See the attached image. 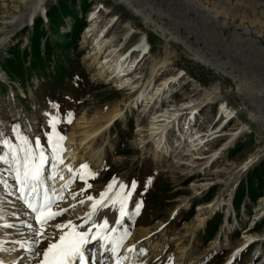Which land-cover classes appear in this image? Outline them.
I'll return each instance as SVG.
<instances>
[{
	"label": "rangeland",
	"instance_id": "obj_1",
	"mask_svg": "<svg viewBox=\"0 0 264 264\" xmlns=\"http://www.w3.org/2000/svg\"><path fill=\"white\" fill-rule=\"evenodd\" d=\"M35 1L36 0H0V22H8L5 26L0 23V41H4L5 44L7 42L5 39L8 35L12 34L14 30H18L20 26H24L18 25L16 22L21 18L22 14L28 11L29 6L27 3L30 2L32 5ZM60 1H67L71 4L72 10L75 11L79 18L85 17L87 22V28L83 31L78 41V52L73 51L70 57L75 64L86 73L90 83L93 85H85L86 87H83L82 90L80 88H74L72 82L69 80H67L68 87H63L61 84H58L55 79L58 76L56 66L59 64L60 57L59 55H55L47 70L48 78H42L44 82L38 84L36 80L32 79L33 89L32 86H29L27 91H24L19 84L15 85V89L12 90L14 91V102L9 97L10 90H7V87L0 83V112L4 120L10 119V112L14 108L20 110L25 106L28 109L29 106L31 107L33 101L42 108L43 114L47 116L49 120L51 116H57L58 108L60 107L59 103H56L52 99L61 98L64 100V103L66 102L67 106L73 107H78L76 103L84 102V104L79 105V109H77L76 115L71 123L67 121L64 123L61 120H59V122L54 121L55 131H53L49 125V121H47V124H44L42 128L48 145V134H51L53 141L58 140L57 134L66 137L65 140L60 141V144L66 149V144L69 140L68 135L72 132L81 117L86 116L87 118H91L100 111L111 109L115 104L121 105L122 115L117 118L119 121L116 120L117 122L115 121L113 123L110 132L106 133L105 136L99 140V145L102 146L108 141L110 142L107 144V151L104 153L105 161L103 165L97 170L94 169L95 167L93 165L94 168L89 166L88 169H81V165L79 166L80 174H84V170L87 172L85 176L87 183L77 178L71 185L69 191L66 192L68 202H73L71 197L75 194V196H78L80 199L85 198V202L82 205L86 208L89 204L87 197L92 196L98 200L100 194L105 192L108 180L119 178L126 183H130L132 179L138 178L140 174L144 175L155 171L158 174L157 178H159L154 187L155 193L152 190L148 195L147 201L146 194L139 197L134 196L131 201L130 214H133L132 219L126 220V225L132 228L131 232L133 233L141 230L153 231L154 241L153 237H151L148 245L151 246L153 243L163 245L167 248L166 252L157 259H160L162 264H177L180 250L176 236H181L179 233H184V227L193 223L198 218L197 215L202 206H207L219 200L221 207H217V210L213 213L209 212L204 228H202L192 243L187 242V244L188 247H196L192 260L196 257H200L201 259L197 264H208L213 259V256L217 255L216 252H212L213 254L209 253V249L211 244L218 241L216 240L210 244H205L203 241H205V237H208L209 223H207V221L220 209V212L226 213V220L224 221L219 235L220 237L218 238L221 246L220 249L225 251L226 254L217 264H226L232 253L245 243L247 236H250L251 232H248L249 235L241 232L242 227L248 229L253 221L264 217V191L262 197H259L257 201H246L247 207L240 212L237 219L235 216L236 212H234L232 207V198L236 191L235 184L239 180L245 178L244 176L248 169H251V171L253 169L258 171L262 165H264V121L261 119L263 111L262 109L256 108L254 103L251 104V102L248 101L249 97L247 95L248 93L257 92L259 87L252 83H247L246 79L240 78L241 74H239V76L233 75L226 72L223 68H215V66L206 64L204 62L205 60L203 61L196 53L190 51L184 43L163 34L161 29H159L162 27L160 24L152 20L148 21L143 14L137 13L138 11L135 10L137 8L135 4H138V0H88L90 8L86 15L80 10V5L84 0H77L76 2H74V0H50L42 7L41 12L34 17V20L36 17L44 15ZM254 3L255 0H226V2L222 1L217 3L216 9L221 13H232L234 11L235 13L238 12L245 16H256L255 13L257 10ZM141 5H146V8L150 7L146 2H142ZM234 6L236 8H234ZM258 6L260 5L258 4ZM91 13L92 15L90 17ZM15 16H18L19 19L12 21ZM72 23L74 24V20L69 19L68 24ZM31 26L32 25H29V27ZM46 26L48 29V22ZM88 31L92 32L89 34ZM102 33H104V36L107 35L109 40L112 41V48L110 51L119 49V54L124 55L127 51L134 49L130 58L127 59V64L130 63L131 65L135 63L134 66L138 62H136V59L140 57L137 51L138 43L142 39V43H144L146 39L148 40L151 49L150 54L143 62L136 66V73L133 75L134 80L137 79L140 85H142V91L150 84L148 88L149 93H151L153 89L157 91L160 88V100H155L156 104L153 103L151 105L152 108L150 107V113L148 115L142 113L145 106L143 103L145 102H143L144 100L140 97H138V101H142L140 104L141 108L138 105L139 102L135 105L129 103V98L132 97L131 94H133L130 88L124 89L125 91H119L121 88L118 90V87H116L115 78L114 81L105 79L100 80L97 78L96 75L99 72L98 68L100 65L92 63L91 55ZM48 34L51 42H62L65 40L64 35L53 38L49 29ZM28 36L27 34H18V38L16 36L10 37L11 39L3 46L1 51L6 52L12 46L18 44V42H23L22 48H26L27 46L30 48V39ZM168 48L173 50L174 56L171 57L168 63H165ZM194 51L197 52V50ZM17 54H19V48H13L8 53V55L11 56ZM103 54L104 53H102L100 63L109 55V51ZM206 56L209 57L208 54L204 55V57ZM140 76H143L142 80H144V82L140 80ZM241 80H246V83L244 86L241 85V87H239L235 82H242ZM164 82H168L167 87H163L165 84ZM33 83L38 86L35 87ZM155 91L153 93H156ZM24 95H30V97L28 96V99H23L25 97L21 100L17 99ZM171 98L173 102L170 101ZM142 104L144 105L143 107ZM154 104L156 106H154ZM57 105L58 108L55 107ZM170 106H172V110L176 109L180 115L182 114L180 117L183 118L186 115H190L189 110H194L191 113L192 117L196 115L195 120H197V122L198 120H203L202 123L198 122L197 126L194 128L195 131L197 130L202 134L205 133L207 136H211L210 139L213 141L206 144L198 153H195V151L188 152L189 148H185V145L179 146L177 143L178 139H181V132L185 134L187 126L183 131H179L178 137L174 136L173 130L169 131V129L177 123V121H174V124L167 128L170 139L168 155L164 154L167 158L164 157V161H160L154 153L153 142H148L144 145V147L146 146L144 149L135 145L136 141L138 140L139 142V139L142 138L139 134L137 135L136 132L139 125L147 127L154 112L157 110L162 111L163 109L167 110ZM222 108L236 115V118L231 122L229 127L226 128L227 131L223 136L219 137V130L215 131L217 125H212L219 113L221 117H223V115H225V118L227 117V111L226 113L223 112ZM186 112L188 114H186ZM37 116L40 117V113H37ZM131 121L134 122L133 129H131ZM185 125H188V123L186 122ZM193 125L195 126V124ZM125 133L129 136L128 145L124 144L122 147L118 148V145L120 146L121 143L120 140L124 143L127 141V134L125 135ZM12 135V137L10 136L12 140L9 141V144L16 146H19V141H21L20 137L28 136L27 133L23 131L19 122L13 123ZM193 136H195V132ZM187 141L186 137V141H184V143L186 142V146L190 144ZM124 147L125 149H122ZM126 150L127 153L124 154L123 151ZM175 151L177 153H175ZM1 152L3 155L9 153V147L6 150H1ZM187 153H189V155L194 153V156H183L180 158V154L187 155ZM2 154L0 153V155ZM21 155H23V153H21ZM250 158L252 163L244 170H241L240 167L247 163ZM107 159L108 165L106 164ZM179 162L180 164L186 162L193 165L192 167L180 166ZM2 163L3 162H0L1 168L3 167ZM6 167L8 168L7 174L5 175L6 178H1V180L5 181V186H3V184L0 185V189H4L8 199H12L13 192L8 190L10 183L14 185L10 186L11 189L16 187L17 178L14 176L16 171L15 166L10 163H8ZM1 172L4 173L3 170H1ZM237 172H239V174L236 175L237 177L231 179L230 177ZM90 173H95V178H92ZM133 176L135 178H133ZM207 183L209 185L208 190L205 191L199 188V194L196 196L193 185ZM216 183L218 184L217 188L208 194L210 187ZM87 184H91L92 187L88 188ZM5 187H7V189H5ZM262 189L264 190V186ZM262 189L260 192H262ZM163 192L165 197H161ZM156 193L159 194L156 196ZM211 195L212 198H214L212 202L208 203V201H204L205 198ZM138 202H142V207L139 214L136 215L135 205ZM146 202L148 207H145ZM194 202L195 206L198 207L195 211L193 210L194 214H192V216L195 215V217L190 222L183 225V222L178 220L169 224L170 217L174 210L179 209L177 216L181 215L182 212L187 213ZM74 205L76 206L73 208V213L77 215V217H80L82 215L81 208L77 206V202L74 203ZM144 211L143 217L139 219V216ZM228 217H230L231 223L227 222ZM158 219L160 220L157 221ZM140 220H142V223ZM214 223L216 224V222ZM213 228L214 226L211 227V229ZM238 231L241 232L239 236L237 235ZM211 233L210 231V234ZM250 238L263 240L264 224L261 226L260 230L258 229V235L250 236ZM4 249L6 250V255L10 258L13 257L16 251L14 248ZM248 251L249 254L246 257L236 259L233 264H263L264 258L262 257V259H260V254L264 252V242L262 248L260 245H257L251 247ZM160 261L158 263H160Z\"/></svg>",
	"mask_w": 264,
	"mask_h": 264
},
{
	"label": "bare ground",
	"instance_id": "obj_2",
	"mask_svg": "<svg viewBox=\"0 0 264 264\" xmlns=\"http://www.w3.org/2000/svg\"><path fill=\"white\" fill-rule=\"evenodd\" d=\"M48 1L50 0H36L32 5L30 2H28V11L25 14H22L20 19L18 16L13 17L12 21L19 19L16 22L18 25L25 26L27 24H31L34 20V17L41 12L42 7ZM222 1L226 2V0H138V4H134L137 7L135 10L138 11V14H143L145 18L148 19V21L152 20L153 22L160 24L162 27L159 29H161L163 34L171 36L172 39L184 43V45L189 48L190 51L196 53V55L199 56V58H201L203 61L205 60L204 62L206 64L215 66V68H223L226 70V72L233 75L239 76V74H241L240 78L246 79L247 83L257 85L259 87H257V92L247 94L249 97L248 101H250L251 104L254 103L256 108L262 109L263 113L261 115V119L264 121V0H255L254 4L257 10L255 13L256 16H245L238 12L235 13L234 11L232 13H221L220 11H217L216 4ZM142 2H146L150 5V7L146 8V5H141ZM258 4L260 6H258ZM234 8L236 7L234 6ZM1 24L5 26L8 24V22L3 21ZM21 27L22 26H20V28ZM17 31L18 30H14V32L8 35L5 40L8 41L9 38ZM92 31H88V33L90 34ZM102 34L98 38L97 44L91 55L92 63L100 65L98 68L99 72L96 75L97 78L100 80L105 79L111 81H114L115 78V83L117 84L118 88H130L131 91L134 92L136 89H138L140 83L137 79V81L134 80L133 75L136 73L135 71L137 68L136 66L138 65V59L146 54L149 49L148 40L147 42L145 40L144 43L137 46L138 56L140 55V57L136 59L137 64L134 66L135 63L131 65L130 63L127 64V59L130 58L133 51L127 55L119 54V49L110 51L112 48V41L109 40L107 35L104 36V33ZM1 43L2 41H0V47ZM194 50H197V52ZM108 51L109 55L104 59L103 62L100 63L102 53L105 54ZM166 53L165 63H168L171 57L174 56V52L171 48H168ZM205 54H208L209 57H204ZM147 56L148 54L143 57L140 63L143 62ZM134 69L135 71L131 73ZM246 80H241L242 82L235 83L237 86L241 87V85L244 86ZM150 85H148L143 91L141 90L137 96L131 94L132 97L129 98V103H133L134 105L138 102V97L144 100L143 102L145 103L143 104H145V106L142 104V107L144 106L142 113L145 115L150 113L149 110L150 107L152 108L151 105L153 103L156 104L155 100H160V88L157 91L153 89V91L149 93L148 88ZM167 86L168 82L165 83L163 87ZM154 91L156 93H153ZM155 104L154 106H156ZM171 107L172 106H170L167 110L163 109L162 111L157 110L154 112L147 127L139 125L136 132L137 135L139 134V136L142 138L139 139V142L137 140L135 145L137 147H141V149H144L146 147H144V145H146L148 142H153L154 153L157 155V159H160V161H164V157H166L165 155L168 153V149H170V139L167 128L170 125H173L174 121L179 123L180 119H184L183 117H180L182 114L180 115L176 109L172 110ZM189 111L192 113L194 110ZM222 111L226 113L227 110L222 108ZM17 113L18 112H13L15 116ZM227 113L228 115L226 118L230 119L233 114L229 113L228 111ZM186 114L188 113L186 112ZM198 114L197 116L199 117ZM121 115V105L115 104L111 109L100 111L91 118H87L86 116L81 117L69 135L67 150L63 155L64 163L60 164L57 161L58 163L54 166L53 172L49 176V178H52L53 181L52 186L46 184L47 177L45 172H42L43 188H40L41 195H43L44 187H47L51 190L50 194L53 201H60L62 203L61 207L68 208V211L71 213V205L65 202V197L62 191L63 185L71 178H75L73 173L68 171V166H71L75 170L76 174L79 164L89 163L95 168H100L104 163V153L107 151V144L110 142L108 141L102 146L99 145V140L100 138H103L106 133L110 132L113 123ZM187 116L188 115H186V117ZM195 119L196 115L194 118L191 117V121L186 127L185 134L184 132H181V139H178L177 143L179 146L185 145V148H189L188 152L195 151V153H198L203 149V147L206 146V144L212 142L213 140L210 139L211 136H207L205 133L202 134L197 130L195 131L194 128L198 124L197 120ZM193 122H195V126L193 125ZM175 124L173 126H175ZM0 125H2V127H0L1 135L2 130L7 129L8 124L6 122H2ZM194 132L195 136H193ZM186 137L188 140L187 142L190 143L187 146L186 142L184 143V141H186ZM175 153L177 152L175 151ZM192 155L194 156V153ZM192 155H189V153H187V155L180 154V158L183 156L188 157ZM249 161H251V158ZM248 162L241 166L240 169L244 170L249 165ZM179 165L192 167L193 164L186 162L180 164L179 162ZM237 174H239V172L232 175L230 178H236ZM61 177H63V179H61ZM119 182L121 181H118V183ZM193 187L195 188V195H198L199 188L206 191L208 190L209 185L207 183L193 185ZM115 190L116 185L113 186L112 191ZM120 192L123 194L124 189L120 190ZM109 194H111V192ZM60 196H63L64 199H58ZM120 199L121 196L116 197V204L119 203ZM128 202L129 200L127 199L125 201L126 210ZM217 207H221L219 200L207 206H202L199 209V213L197 215L198 218L193 223L184 227V233H179L181 236H176L180 250L177 264H197V262L200 261V257H196L194 260H192V257L196 251V247H188L187 242L192 243L195 240L199 232L202 230V228H204L209 212L213 213L217 210ZM105 209L106 208H102L97 214L93 215V220L98 222L100 215L103 214ZM112 210H114V208L110 209V212ZM106 218L109 220L111 226L113 225L117 228V232L111 233V239L118 242L120 245L116 248L117 254L122 255L123 252L126 254V250L130 251L129 249L133 248V256H144V253L150 252L152 253L153 258H156L166 250L163 245H148L150 243L151 236L149 234L152 232L151 230L137 231L135 237L128 236L126 243H123V239L121 240L120 238L125 237L119 232V227L121 225L114 224V221L116 220L115 214L111 212ZM74 219L75 217L70 215V220H72L74 224L78 225L79 222L75 221ZM55 223L59 222L53 223L51 221V224ZM49 228L51 235L54 234V236H58L61 234L58 230L51 227ZM80 230L83 231L84 229ZM64 231H70V229H65ZM96 232H98V230H93V233ZM99 232L103 233V230H99ZM247 234L249 235L248 232ZM27 237L29 238V245H31V242L34 239L33 232H30ZM250 239V236H247L245 243L249 242ZM220 247L221 246L219 242H216L211 244L209 250L219 251ZM141 249L144 250L143 253L141 252ZM29 253L32 255L31 258H34L32 252L30 251ZM262 257L264 258V252L260 254V259H262ZM145 259L146 260L143 261L142 264H150L152 262L151 259L147 260L148 257Z\"/></svg>",
	"mask_w": 264,
	"mask_h": 264
},
{
	"label": "snow or ice",
	"instance_id": "obj_3",
	"mask_svg": "<svg viewBox=\"0 0 264 264\" xmlns=\"http://www.w3.org/2000/svg\"><path fill=\"white\" fill-rule=\"evenodd\" d=\"M42 10V9H41ZM58 108V105L55 106ZM59 116H51L49 120V125L55 131V122H59ZM67 122H72V113L67 114ZM58 135V140L53 141L51 134H48L49 145L52 148L53 159L58 161L60 164L64 163V158L62 156L64 149L60 141L66 139L64 136ZM22 141V147H17L16 145L9 144L8 141H3L4 144L8 145L9 152L11 153V160L8 159L9 153L5 155H0V162L10 163L15 166V171L17 174V181L22 186L21 190H26L27 195L25 196V204L28 209L34 213V219L36 220L38 228H33L31 224H27L22 221V224L33 232L34 239L31 245H28V250L33 253V257H41L38 264H89V260L85 255V249L87 245L92 241H99L104 239L112 244L111 251L114 256L118 255L116 253V248L119 247V243L111 239V233L117 232L115 226H111L107 218H104L102 222H97L93 220V215L97 214L102 208H107L111 204L115 206L117 203L116 197L121 196L119 201L120 207L118 209L119 216L114 221L115 225L123 226L124 219L131 220L132 215L126 210L125 201L130 198L137 187V182L132 181L131 186L125 185L123 182H117L115 178L113 182L107 186V190L100 194V198L97 200L92 196H88L87 200L95 201L92 204V211L87 214V218L83 219L82 224H74L72 220H68L66 223H55L50 224V221H54L57 216L63 215L68 211V208H59L58 211H53L52 206L54 201L50 194V189L44 187L43 195L40 193V188L43 187L42 172L45 163L48 161V157L42 150L43 146L40 140L37 138L33 143L28 140L27 137H20ZM39 150V151H37ZM23 153V155H21ZM249 164L252 161L248 162ZM87 164H82L81 169H88ZM68 171L76 175L75 170L68 166ZM92 178H95V173H90ZM80 180H84L87 183L85 176L79 174ZM63 179V177H61ZM73 181L69 180L68 183L63 185L67 188ZM151 183V180L148 181ZM116 185V190L112 191L113 186ZM88 188H91V184H87ZM127 189L126 192L121 194L120 190ZM111 192V194H109ZM32 194H35L34 196ZM31 197V198H29ZM75 199V194L73 195ZM58 199L63 200L64 197L60 196ZM85 201L80 200L79 203L83 204ZM70 207L74 208L75 205ZM142 207V202H138L135 205V214L138 215ZM85 225L88 227L85 228ZM5 227H13V225H5ZM49 227L58 230L61 234L58 236L49 235ZM84 229L81 231L80 229ZM65 229H70V231H64ZM93 229L103 230V235L98 233H93ZM124 236L130 235L127 228L123 229ZM121 240L123 237L120 238ZM47 241V247L43 248L42 251H38L39 246ZM20 247H25L24 243H20ZM105 251H108L107 244L104 245ZM0 250H3V245L0 244ZM130 251L132 249H129ZM143 249L141 252L143 253ZM121 259L116 260V264H121ZM0 264H4V261H0ZM92 264H96L95 258H93ZM100 264H104L101 260Z\"/></svg>",
	"mask_w": 264,
	"mask_h": 264
},
{
	"label": "trees",
	"instance_id": "obj_4",
	"mask_svg": "<svg viewBox=\"0 0 264 264\" xmlns=\"http://www.w3.org/2000/svg\"><path fill=\"white\" fill-rule=\"evenodd\" d=\"M76 1L77 0H74V2ZM89 8L90 3L88 0H84L80 5V10L85 15ZM67 17H71L74 20V25L72 32L67 34L65 40L62 42H51L44 19L39 17L35 20L32 29L33 34L30 39V50L21 52L19 49V54L12 55V57L5 61L4 67L10 77L19 78L24 82L28 80L33 74L46 75L49 62H51L53 56L59 55L60 60L56 69L58 73V76L55 79L56 82L61 84L63 87H68L67 80L71 81L72 83L75 81L76 84H78V86L75 87L82 90L83 87L85 88L89 85L86 73L79 66H77L70 57L71 51L73 49L77 51L78 41L83 30L87 27L85 17L79 18L75 11L72 10L71 4H69L67 1H60L57 5L53 6L49 11H47L49 31L52 33V35L59 36V29L64 25L65 19ZM26 31L27 30H24V33ZM28 58H30L29 69L25 68V62ZM255 183L257 184L256 188H259L258 190L254 187ZM263 186L264 165H262L258 171L254 170L253 174L247 178L246 184L245 182L240 184L236 192L235 206L239 208L247 195L250 196L254 201L261 197L263 195ZM261 189L262 192H260ZM218 223L219 222H216V224L214 223V225L212 224L214 226L213 229H211L212 225L210 226L208 238L214 237L218 229ZM210 231L212 232L211 234Z\"/></svg>",
	"mask_w": 264,
	"mask_h": 264
}]
</instances>
